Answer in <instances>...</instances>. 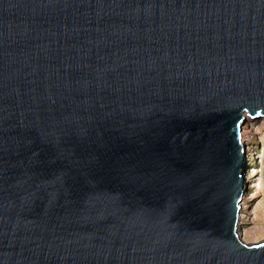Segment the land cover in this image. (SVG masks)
<instances>
[{
    "label": "water",
    "instance_id": "1",
    "mask_svg": "<svg viewBox=\"0 0 264 264\" xmlns=\"http://www.w3.org/2000/svg\"><path fill=\"white\" fill-rule=\"evenodd\" d=\"M245 114L264 0H0V264H264Z\"/></svg>",
    "mask_w": 264,
    "mask_h": 264
},
{
    "label": "rangeland",
    "instance_id": "2",
    "mask_svg": "<svg viewBox=\"0 0 264 264\" xmlns=\"http://www.w3.org/2000/svg\"><path fill=\"white\" fill-rule=\"evenodd\" d=\"M245 118L241 129L245 139L241 142L246 155V172L239 231L243 240L255 242L264 239V118L253 119L247 114ZM259 230L263 232L261 236Z\"/></svg>",
    "mask_w": 264,
    "mask_h": 264
},
{
    "label": "bare ground",
    "instance_id": "3",
    "mask_svg": "<svg viewBox=\"0 0 264 264\" xmlns=\"http://www.w3.org/2000/svg\"><path fill=\"white\" fill-rule=\"evenodd\" d=\"M250 118H251V117H250ZM250 118H248V120H250ZM261 118H262V117H261ZM261 118H259V119H261ZM244 139H245V135L241 132V139H240V140L243 141ZM241 217H243V216L241 215ZM241 217H240V219H242ZM256 234H257V232H256ZM259 234H260V236H261V235L263 234V232H261V231L259 230ZM256 239H257V238H256Z\"/></svg>",
    "mask_w": 264,
    "mask_h": 264
}]
</instances>
